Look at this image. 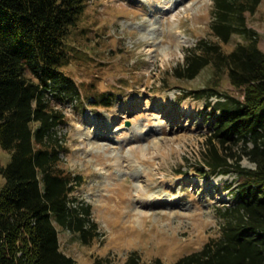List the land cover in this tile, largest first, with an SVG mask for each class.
Listing matches in <instances>:
<instances>
[{
    "label": "rangeland",
    "instance_id": "obj_1",
    "mask_svg": "<svg viewBox=\"0 0 264 264\" xmlns=\"http://www.w3.org/2000/svg\"><path fill=\"white\" fill-rule=\"evenodd\" d=\"M213 8L214 0H89L64 68L81 99L54 102L68 122L64 167L83 178L73 196L91 205L102 232L84 245L59 229L62 251L77 264H126L133 252L141 264H175L220 235L219 210L232 204L236 176H201L200 165L210 172L211 144L225 150L210 144L207 100L185 97L213 85V72L194 80L175 73L187 48L210 37ZM247 23L264 51V0ZM218 82L216 89L242 97L227 77ZM103 94L111 106L97 101ZM10 158L0 150L3 164Z\"/></svg>",
    "mask_w": 264,
    "mask_h": 264
},
{
    "label": "trees",
    "instance_id": "obj_2",
    "mask_svg": "<svg viewBox=\"0 0 264 264\" xmlns=\"http://www.w3.org/2000/svg\"><path fill=\"white\" fill-rule=\"evenodd\" d=\"M261 1L214 0L210 37L187 48L175 68L182 80L212 70L213 85L185 96L207 100L210 144L216 140L225 150L221 154L212 143L205 159L210 172L200 165V173L234 175L237 182L232 204L219 210L220 235L175 264H264V51L247 23ZM88 4L0 0V150L11 155L6 165L0 160V264H77L62 251L59 229L84 245L102 236L91 205L73 196L83 178L64 167L69 148L62 130L68 122L54 104L81 99L80 87L64 68ZM234 37L243 41L228 51ZM223 77L242 97L216 89ZM99 99L112 105L108 94ZM244 158L255 167H243ZM141 263L137 252L126 261Z\"/></svg>",
    "mask_w": 264,
    "mask_h": 264
},
{
    "label": "bare ground",
    "instance_id": "obj_3",
    "mask_svg": "<svg viewBox=\"0 0 264 264\" xmlns=\"http://www.w3.org/2000/svg\"><path fill=\"white\" fill-rule=\"evenodd\" d=\"M147 38V37H146Z\"/></svg>",
    "mask_w": 264,
    "mask_h": 264
}]
</instances>
